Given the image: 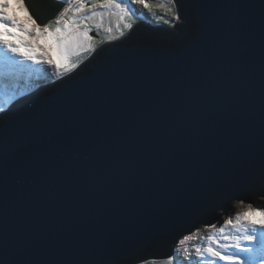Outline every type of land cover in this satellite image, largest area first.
I'll return each instance as SVG.
<instances>
[{"label": "snow or ice", "instance_id": "obj_1", "mask_svg": "<svg viewBox=\"0 0 264 264\" xmlns=\"http://www.w3.org/2000/svg\"><path fill=\"white\" fill-rule=\"evenodd\" d=\"M56 2L61 7L41 23L42 0H0V117L24 94L17 87L23 73L70 78L101 44L131 32L145 12L179 37L196 20L203 48L190 59L188 74L193 83L223 96L216 116L219 147L204 163L258 183L256 194L264 198V0ZM94 32L104 35L97 39ZM119 71L106 70L102 84ZM74 102L57 99L45 110L0 123V264H158L161 259L163 264H264V205L251 201L238 200L242 210L216 223L179 232L171 253L163 258L146 253L162 245L165 232L178 228L179 220L170 218L150 196L133 193L35 211L30 198L19 195L9 178L23 175L30 185L37 184L48 174L54 153L76 145L95 147L96 125L69 123L56 146L33 139L31 151L24 150L19 137L35 126L28 117L42 114L40 125ZM129 104L128 98L121 99L101 119L124 112ZM153 223L159 230H149Z\"/></svg>", "mask_w": 264, "mask_h": 264}, {"label": "water", "instance_id": "obj_2", "mask_svg": "<svg viewBox=\"0 0 264 264\" xmlns=\"http://www.w3.org/2000/svg\"><path fill=\"white\" fill-rule=\"evenodd\" d=\"M60 7L56 0H42L38 22L47 23ZM202 48L196 20L183 37L163 22L137 20L125 37L101 44L70 78L41 81L19 96L0 123L45 110L57 99L75 101L43 124L38 125L44 119L40 113L28 117L35 126L19 137L25 151L33 150V139L56 146L69 123L95 124L98 140L95 147L76 145L54 153L48 174L35 185L23 175L10 177L9 183L37 212L133 193L150 196L179 220L178 228L165 232V242L146 253L161 258L171 253L179 232L222 220L220 214L232 210L234 200L255 202L258 183L204 163L219 147L216 116L223 96L190 79L189 61ZM113 68L119 74L102 84L104 72ZM125 97L130 104L124 112L101 119Z\"/></svg>", "mask_w": 264, "mask_h": 264}, {"label": "bare ground", "instance_id": "obj_3", "mask_svg": "<svg viewBox=\"0 0 264 264\" xmlns=\"http://www.w3.org/2000/svg\"><path fill=\"white\" fill-rule=\"evenodd\" d=\"M17 13H19V12H17ZM19 14H23V13H19ZM33 67H38V66H33ZM50 78L51 79L53 78L51 72H49L47 74V76H44L43 74H38V73H35V72H33L31 74L25 72V73H23L21 75L20 79L18 80L17 87H18V89L20 91H22V92L25 93V92L29 91L30 89H32L34 86H36L41 81L49 80ZM260 198H261L260 196H255V198H254L255 199V202H253V203L259 202ZM237 201L238 200H234L231 203V209H232V211H233V208L235 209L234 211H240V210H242V208L237 205ZM230 211L231 210H228L224 215L223 214H220L221 217H222V219H225L229 215H231V214H229L227 217H225V215H227Z\"/></svg>", "mask_w": 264, "mask_h": 264}, {"label": "rangeland", "instance_id": "obj_4", "mask_svg": "<svg viewBox=\"0 0 264 264\" xmlns=\"http://www.w3.org/2000/svg\"><path fill=\"white\" fill-rule=\"evenodd\" d=\"M136 7V9L138 10V11H141L142 9H141V6H139V5H136L135 6ZM146 13V12H145ZM9 14H12V10H9ZM17 15L18 16H20V18L21 19H23L24 18V14H19V13H17ZM148 15V14H147ZM149 16V15H148ZM160 22H163V21H160ZM44 81H50V79L49 80H44ZM255 204H261V205H264V199L263 198H260V200H259V202H256V203H254V205ZM235 209L233 208V211L231 210L227 215H225V217H227L229 214H233L235 211H234Z\"/></svg>", "mask_w": 264, "mask_h": 264}, {"label": "flooded vegetation", "instance_id": "obj_5", "mask_svg": "<svg viewBox=\"0 0 264 264\" xmlns=\"http://www.w3.org/2000/svg\"><path fill=\"white\" fill-rule=\"evenodd\" d=\"M149 18V17H148ZM151 21H157V20H155L154 18H149Z\"/></svg>", "mask_w": 264, "mask_h": 264}]
</instances>
